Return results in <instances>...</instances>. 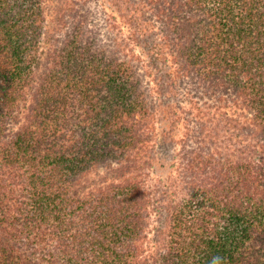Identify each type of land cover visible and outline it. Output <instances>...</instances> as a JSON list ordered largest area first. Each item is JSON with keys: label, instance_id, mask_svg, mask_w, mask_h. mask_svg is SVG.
<instances>
[{"label": "trees", "instance_id": "obj_1", "mask_svg": "<svg viewBox=\"0 0 264 264\" xmlns=\"http://www.w3.org/2000/svg\"><path fill=\"white\" fill-rule=\"evenodd\" d=\"M0 264H264V0H0Z\"/></svg>", "mask_w": 264, "mask_h": 264}]
</instances>
